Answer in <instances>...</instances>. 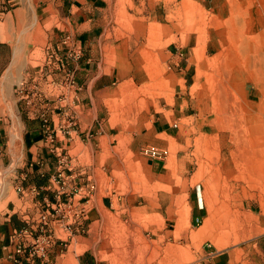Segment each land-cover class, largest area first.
I'll return each mask as SVG.
<instances>
[{
  "label": "rangeland",
  "instance_id": "374dc122",
  "mask_svg": "<svg viewBox=\"0 0 264 264\" xmlns=\"http://www.w3.org/2000/svg\"><path fill=\"white\" fill-rule=\"evenodd\" d=\"M99 3L92 44L112 83L82 127L102 200L77 252L92 264H264V0Z\"/></svg>",
  "mask_w": 264,
  "mask_h": 264
},
{
  "label": "crops",
  "instance_id": "0c3cea01",
  "mask_svg": "<svg viewBox=\"0 0 264 264\" xmlns=\"http://www.w3.org/2000/svg\"><path fill=\"white\" fill-rule=\"evenodd\" d=\"M100 1L0 0V264H92L77 247L85 239L87 216L100 213L102 200L97 190L89 201L81 199L80 188L91 147L82 122L94 95L112 83L92 44ZM64 35L82 44L83 58L74 67H60L50 54ZM154 128L167 129L162 122ZM41 215L55 243L34 262L24 255L14 261V235L30 245L40 234Z\"/></svg>",
  "mask_w": 264,
  "mask_h": 264
},
{
  "label": "built area",
  "instance_id": "2783aa9c",
  "mask_svg": "<svg viewBox=\"0 0 264 264\" xmlns=\"http://www.w3.org/2000/svg\"><path fill=\"white\" fill-rule=\"evenodd\" d=\"M10 2V1H8ZM11 4V3H9ZM58 43L61 45L58 48L54 49L53 52L50 54L56 57L58 65L62 68H67L69 66L75 65L80 59L83 58V50L80 45H78L70 35L64 36ZM45 123L47 121L45 120ZM173 126H177L176 123H173ZM46 131V139L48 140L49 144H53L55 140V136L53 135L52 131L48 126H45ZM144 152L148 155H155L158 154V151L154 147H146ZM81 188V199H85V201H89L92 198L93 192L96 190V184L93 180H90L86 176L85 186L83 185ZM79 188V189H80ZM20 187H18V190ZM88 209L86 210L87 214ZM42 226L40 227L41 231L38 237L32 242L30 245H26L24 242L18 238V234H15L13 239H16V247L14 251V261H18L21 259V256L24 255L29 262H34L38 257L42 256L45 250L51 247L55 240L52 237L51 230L48 229V221L45 215H41ZM67 228L69 226L67 225ZM62 243V247L64 248L65 240H60Z\"/></svg>",
  "mask_w": 264,
  "mask_h": 264
},
{
  "label": "bare ground",
  "instance_id": "6f19581e",
  "mask_svg": "<svg viewBox=\"0 0 264 264\" xmlns=\"http://www.w3.org/2000/svg\"><path fill=\"white\" fill-rule=\"evenodd\" d=\"M258 53V52H257ZM263 60V59H262ZM261 62V61H260ZM264 71V68L262 67L260 71H258L260 74ZM88 175V174H87ZM89 176V175H88Z\"/></svg>",
  "mask_w": 264,
  "mask_h": 264
}]
</instances>
